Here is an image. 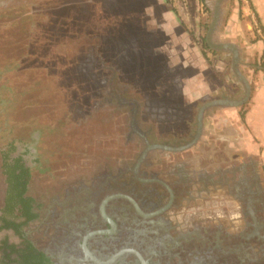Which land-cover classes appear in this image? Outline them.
<instances>
[{"label": "rangeland", "instance_id": "374dc122", "mask_svg": "<svg viewBox=\"0 0 264 264\" xmlns=\"http://www.w3.org/2000/svg\"><path fill=\"white\" fill-rule=\"evenodd\" d=\"M217 2L0 0V214L7 145L30 168L27 195L44 207L71 193L84 198L88 188L98 196L133 192L134 170L148 143L185 145L197 133L202 105L243 99L246 90L233 86V52L213 46L238 43L244 61L261 27L249 0H223L210 34ZM221 84L225 89L195 98ZM250 99L209 107L192 147L151 149L138 168L139 176L170 182L179 165L200 172L204 182L189 184V196L179 193L180 207L168 216L221 227L222 237L235 234L222 244L235 247L226 264H264V136L246 121ZM245 165L252 175L251 212L246 193L232 188L236 180L242 189ZM212 176L216 182H205ZM37 221L27 230L37 231ZM11 235L0 229V243Z\"/></svg>", "mask_w": 264, "mask_h": 264}, {"label": "flooded vegetation", "instance_id": "af4514ba", "mask_svg": "<svg viewBox=\"0 0 264 264\" xmlns=\"http://www.w3.org/2000/svg\"><path fill=\"white\" fill-rule=\"evenodd\" d=\"M141 156L134 170L133 192L115 189L98 196L100 191L88 188L81 192L84 198L69 193L64 201L54 200L46 207L26 192L25 196L32 198L29 208L33 216L23 215L17 222L38 219L37 231L25 226L19 234L8 228L12 235L6 238L7 243L15 248L6 249L1 241L0 264H226L225 257L235 247L223 249L222 244L235 234L222 237L221 227H205L203 221L189 225L168 216L170 209L180 207L179 193L189 196V184L204 182L200 172L190 169L188 173L182 164L171 182L169 178L142 177L138 168L146 155ZM246 169L247 165L242 189L236 180L232 188L246 193L251 212L252 175L246 174ZM216 181L213 176L205 180ZM260 227L255 225L254 234L258 235ZM251 235L252 231L245 232L242 239Z\"/></svg>", "mask_w": 264, "mask_h": 264}, {"label": "crops", "instance_id": "0c3cea01", "mask_svg": "<svg viewBox=\"0 0 264 264\" xmlns=\"http://www.w3.org/2000/svg\"><path fill=\"white\" fill-rule=\"evenodd\" d=\"M249 1L250 7L255 9L254 14L257 16L262 34L261 37L253 38V40L249 37L246 59L244 61H238L237 63L238 69L235 70L237 80L233 83V86L237 90L240 88L245 89L246 92L249 86L251 99L249 101L250 109L247 112L246 121L252 129H258L261 136H264V70L259 69L257 65L262 57L264 60V0ZM234 44L239 55L242 47L238 43L234 42ZM233 54L235 58V53L233 52ZM239 58L242 59V54L239 55ZM222 84L215 86L216 88L213 85L204 87L203 91L205 93L199 92L200 94L195 98H204L205 95H213L212 93H216L217 89V92L225 89V87H222ZM208 92L212 93L207 94Z\"/></svg>", "mask_w": 264, "mask_h": 264}, {"label": "trees", "instance_id": "16d2710c", "mask_svg": "<svg viewBox=\"0 0 264 264\" xmlns=\"http://www.w3.org/2000/svg\"><path fill=\"white\" fill-rule=\"evenodd\" d=\"M257 65L259 69L264 70L263 57ZM33 67L34 66H29L27 70H31ZM38 83L39 81L37 80L33 81V84ZM7 146H9V148L7 150L5 149L2 153V169L6 176L7 189L5 206L2 208V213L0 214V229L14 228L21 234L23 232V227L28 221L17 222V220L23 218V215H28L29 218L33 216L29 208V202L32 201V198H27L25 196L31 174L30 168L24 164L22 156L12 157L11 152L13 148L10 145ZM3 244L4 246L2 247L6 249L15 248V245H8L6 239L3 240Z\"/></svg>", "mask_w": 264, "mask_h": 264}, {"label": "water", "instance_id": "95a60500", "mask_svg": "<svg viewBox=\"0 0 264 264\" xmlns=\"http://www.w3.org/2000/svg\"><path fill=\"white\" fill-rule=\"evenodd\" d=\"M223 0H218L217 2V6L216 9L214 11V19L210 28V34H212L215 30L216 27L219 23L220 20V15H221V8H220V3ZM208 42L210 45H213L211 40L208 38ZM217 49H230L231 51H233L235 53V59H234V65L236 70L238 69V61H239V55H238V51L236 49V45L234 43H218L216 44ZM250 96V88L248 86L247 92H246V96L241 99V100H231V99H214L211 101L206 102L204 105H202V107L199 110L198 113V129H197V133L194 137V139L192 141H190L189 143L182 145V146H178V147H173V146H169L166 144H160V143H156V144H151L148 143L147 148L145 149V151L143 152L141 159H143L145 157V155L147 154V152L151 149L154 148H159V149H163V150H168V151H183L186 150L190 147H192L200 138L202 131H203V120H204V113L205 110L208 109L209 107L215 106V105H223V106H241L244 104V102H246L248 100Z\"/></svg>", "mask_w": 264, "mask_h": 264}, {"label": "built area", "instance_id": "2783aa9c", "mask_svg": "<svg viewBox=\"0 0 264 264\" xmlns=\"http://www.w3.org/2000/svg\"><path fill=\"white\" fill-rule=\"evenodd\" d=\"M259 32H261V29H258Z\"/></svg>", "mask_w": 264, "mask_h": 264}]
</instances>
